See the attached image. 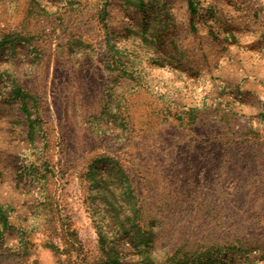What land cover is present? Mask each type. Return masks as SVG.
<instances>
[{
    "label": "rangeland",
    "instance_id": "obj_1",
    "mask_svg": "<svg viewBox=\"0 0 264 264\" xmlns=\"http://www.w3.org/2000/svg\"><path fill=\"white\" fill-rule=\"evenodd\" d=\"M192 7L0 0V264H264V0Z\"/></svg>",
    "mask_w": 264,
    "mask_h": 264
},
{
    "label": "trees",
    "instance_id": "obj_2",
    "mask_svg": "<svg viewBox=\"0 0 264 264\" xmlns=\"http://www.w3.org/2000/svg\"><path fill=\"white\" fill-rule=\"evenodd\" d=\"M187 5H188V9L190 10V12H193L192 0H187ZM100 237H101V235H100Z\"/></svg>",
    "mask_w": 264,
    "mask_h": 264
}]
</instances>
